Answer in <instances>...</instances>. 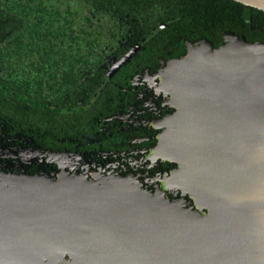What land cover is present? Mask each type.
<instances>
[{
	"label": "water",
	"instance_id": "water-1",
	"mask_svg": "<svg viewBox=\"0 0 264 264\" xmlns=\"http://www.w3.org/2000/svg\"><path fill=\"white\" fill-rule=\"evenodd\" d=\"M157 68L174 107L147 170L46 150L0 170V263L264 264V41L197 37Z\"/></svg>",
	"mask_w": 264,
	"mask_h": 264
},
{
	"label": "flooded vegetation",
	"instance_id": "flooded-vegetation-1",
	"mask_svg": "<svg viewBox=\"0 0 264 264\" xmlns=\"http://www.w3.org/2000/svg\"><path fill=\"white\" fill-rule=\"evenodd\" d=\"M169 12L133 14L108 0H0V170L20 171L44 150L147 170L158 119L174 107L151 79L202 33L182 31Z\"/></svg>",
	"mask_w": 264,
	"mask_h": 264
},
{
	"label": "trees",
	"instance_id": "trees-1",
	"mask_svg": "<svg viewBox=\"0 0 264 264\" xmlns=\"http://www.w3.org/2000/svg\"><path fill=\"white\" fill-rule=\"evenodd\" d=\"M122 11L141 13L159 7L177 16L182 31L194 26L214 45L221 42V32L233 30L248 40L264 41V11L236 0H108Z\"/></svg>",
	"mask_w": 264,
	"mask_h": 264
},
{
	"label": "bare ground",
	"instance_id": "bare-ground-1",
	"mask_svg": "<svg viewBox=\"0 0 264 264\" xmlns=\"http://www.w3.org/2000/svg\"><path fill=\"white\" fill-rule=\"evenodd\" d=\"M158 154H163L162 152L157 151Z\"/></svg>",
	"mask_w": 264,
	"mask_h": 264
}]
</instances>
